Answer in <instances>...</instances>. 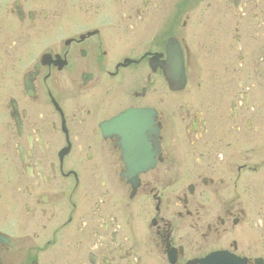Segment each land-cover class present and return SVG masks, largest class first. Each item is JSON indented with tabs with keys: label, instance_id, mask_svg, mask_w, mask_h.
I'll return each mask as SVG.
<instances>
[{
	"label": "flooded vegetation",
	"instance_id": "flooded-vegetation-1",
	"mask_svg": "<svg viewBox=\"0 0 264 264\" xmlns=\"http://www.w3.org/2000/svg\"><path fill=\"white\" fill-rule=\"evenodd\" d=\"M0 264H264V0H0Z\"/></svg>",
	"mask_w": 264,
	"mask_h": 264
}]
</instances>
